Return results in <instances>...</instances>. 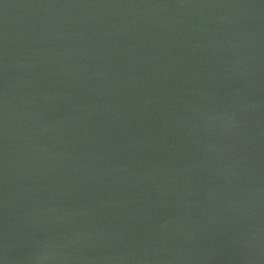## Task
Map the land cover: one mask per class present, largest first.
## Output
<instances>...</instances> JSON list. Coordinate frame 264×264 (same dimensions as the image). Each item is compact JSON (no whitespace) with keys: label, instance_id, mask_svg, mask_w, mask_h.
<instances>
[{"label":"water","instance_id":"water-1","mask_svg":"<svg viewBox=\"0 0 264 264\" xmlns=\"http://www.w3.org/2000/svg\"><path fill=\"white\" fill-rule=\"evenodd\" d=\"M0 264H264V0H0Z\"/></svg>","mask_w":264,"mask_h":264}]
</instances>
